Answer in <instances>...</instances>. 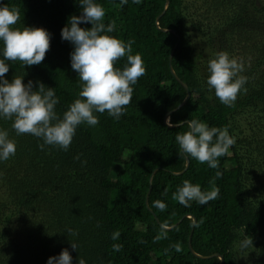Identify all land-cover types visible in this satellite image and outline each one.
Returning <instances> with one entry per match:
<instances>
[{
  "label": "trees",
  "instance_id": "trees-1",
  "mask_svg": "<svg viewBox=\"0 0 264 264\" xmlns=\"http://www.w3.org/2000/svg\"><path fill=\"white\" fill-rule=\"evenodd\" d=\"M95 2L105 10L103 22L116 23L108 35L134 41L132 54L141 55L146 73L132 86L119 120L94 113L98 125H79L67 151L47 145L42 151L41 139L17 135L12 121L0 118V129L16 144L15 155L0 161V264H48L65 248L72 264L79 257L86 264H219L208 258L214 254L223 264H237L234 247L245 238L253 240L251 264H264V0ZM5 4L20 10L14 27L43 28L51 40L40 65L7 62L3 79L17 75L25 84L33 81L34 90L36 82L54 88L62 118L82 90L71 67L74 45L61 35L69 18L81 15L80 0H0ZM172 51L171 68L190 94L176 111L186 91L170 73ZM220 51L242 58L239 75L248 78L247 92L241 90L230 107L207 85L209 60ZM126 63L121 58L115 67L123 70ZM190 119L227 127L235 139L217 169L179 148L176 136L188 131ZM185 180L202 191L214 181L218 197L185 207L173 199ZM157 200L165 210L153 206ZM192 226V251L205 259L188 248ZM116 231L120 237L113 240ZM113 244L122 245L121 251Z\"/></svg>",
  "mask_w": 264,
  "mask_h": 264
},
{
  "label": "clouds",
  "instance_id": "clouds-1",
  "mask_svg": "<svg viewBox=\"0 0 264 264\" xmlns=\"http://www.w3.org/2000/svg\"><path fill=\"white\" fill-rule=\"evenodd\" d=\"M128 0H121L127 4ZM139 3V0H134ZM82 13L69 18L67 26L62 29V39L74 45L71 53L72 70L78 73L82 90L76 99L64 112L62 118L56 112L59 103L55 89L46 87L42 82L38 90H34V82L24 83V77L15 76L11 82L3 79L9 72L7 62H20L24 67L40 65L46 53L50 50V34L43 28L14 27L20 20V10L0 5V118L12 121V129L17 135L30 134L43 141L39 145L43 151L45 146H53L64 151L69 149L75 136L77 127L87 124L90 127L98 125L99 120L94 113H108L109 116L119 120L125 113L126 106L132 100L133 85L145 75L146 69L140 54H132L134 41H124L108 35L116 29L115 21L103 22L105 10L95 0H80ZM91 23L90 29L80 27L81 24ZM126 57L127 63L123 70L115 67L121 58ZM244 71L242 58L232 57L226 51L216 53L215 58L209 60L207 85L209 90H214L216 97L226 106L234 105L238 94L247 83L246 76L239 75ZM183 122H181V125ZM171 126V121L169 120ZM188 131L176 136V141L182 153L197 160L207 163L212 169L219 167L218 158L229 153L235 144V139L230 136L227 127H209L207 123L196 119L187 122ZM215 138V142H213ZM16 153V144L9 138L6 130L0 129V161H7ZM79 160V156L76 157ZM87 162L84 161V164ZM222 176L217 171L216 178ZM213 186L209 191H202L200 185H194L189 180L183 181L173 195L185 207L190 206V201L201 205L216 199L219 189ZM154 207L163 211L166 205L157 200ZM163 228H167L164 225ZM68 235H78L68 229ZM163 235V229H162ZM158 235L156 240L162 238ZM120 232L112 234L113 240H118ZM71 248L78 249V245L70 240ZM253 245L252 238H245L242 248ZM114 251L119 252L122 245L113 244ZM175 251L182 249L179 244L174 245ZM48 264H72V256L67 248L59 256L50 257ZM79 264L86 261L79 257Z\"/></svg>",
  "mask_w": 264,
  "mask_h": 264
},
{
  "label": "water",
  "instance_id": "water-1",
  "mask_svg": "<svg viewBox=\"0 0 264 264\" xmlns=\"http://www.w3.org/2000/svg\"><path fill=\"white\" fill-rule=\"evenodd\" d=\"M166 2H168V0H166ZM174 48H176V46L174 47ZM173 53H174V51H172L171 53H170V56H169V70H170V73L173 75V77H174V79L183 87V89L186 91V97H185V100L174 110V111H176L177 109H179L181 106H183L185 103H186V101L189 99V97H190V94H189V92H188V87H187V85L186 84H184V83H182L178 78H177V76L176 75H174V72H173V70H172V68H171V65H170V62H171V58H172V55H173ZM174 111H172V112H174ZM172 112H168L166 115H165V120L170 116V114L172 113ZM170 126V125H169ZM152 178H153V173H152V175H151V177H150V179H149V181L151 182V180H152ZM148 196V195H147ZM145 205L147 206L148 205V201H147V197H146V201H145ZM195 219H193V226H194V224H195ZM193 226H192V229H191V231H190V235H189V241H188V248H189V250L191 251V253L195 256V257H197V258H199V259H205V258H203V257H200V256H198V255H196V254H194L193 253V251H192V248H191V243H190V238H191V235H192V232H193ZM165 230H169V229H171V228H164ZM213 257H216V258H218L219 260H220V263L219 264H223V259H222V257L221 256H219V255H217V254H214V255H212V256H210V257H208V258H213Z\"/></svg>",
  "mask_w": 264,
  "mask_h": 264
},
{
  "label": "rangeland",
  "instance_id": "rangeland-1",
  "mask_svg": "<svg viewBox=\"0 0 264 264\" xmlns=\"http://www.w3.org/2000/svg\"><path fill=\"white\" fill-rule=\"evenodd\" d=\"M167 122V120H166ZM242 241L238 242L235 247V260L237 264H251V257H250V246L248 248L241 247Z\"/></svg>",
  "mask_w": 264,
  "mask_h": 264
}]
</instances>
